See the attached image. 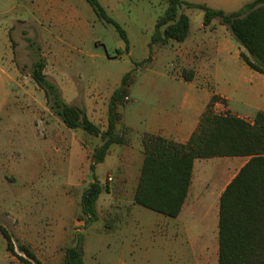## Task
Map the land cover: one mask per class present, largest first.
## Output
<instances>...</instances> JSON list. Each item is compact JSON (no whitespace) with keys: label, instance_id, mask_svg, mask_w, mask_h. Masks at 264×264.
<instances>
[{"label":"rangeland","instance_id":"1","mask_svg":"<svg viewBox=\"0 0 264 264\" xmlns=\"http://www.w3.org/2000/svg\"><path fill=\"white\" fill-rule=\"evenodd\" d=\"M100 1L127 31L129 50L115 25L99 18L87 0H0V223L15 239L31 245L45 264H63L66 247L80 236L84 237L86 264H198V255L203 260L200 264H214L212 258L205 259L212 252H201L204 245H210L213 234L202 236L200 244L192 248L186 242V252H163L161 225H152L151 218L166 215L141 205L134 220L124 221L129 216L124 209L122 223L107 228L106 222L115 215L113 202L119 196L115 177L114 181L107 178L114 167L113 157L91 168L92 151L102 138L66 126L31 77V70L42 51L45 72L61 88L65 101L82 107L105 130L111 95L127 72L134 74L131 91L145 104L148 89L158 84V88L172 89L183 69L195 71L192 64H183L179 51L191 54L193 46L203 41L201 35L210 41L208 32L221 21L216 18L204 28V11L187 9L189 45L155 43L152 59L141 63L150 56L155 23L168 0ZM187 1L230 13L252 0ZM190 56L188 61H194ZM198 81L205 80L199 77ZM238 84L232 87L234 109L255 113L258 105L264 106V87L256 98L249 96L252 108H247L243 102L247 76ZM181 88L190 85L182 81ZM133 104L131 99L119 106L127 121L136 117ZM123 126L120 120L118 127ZM95 178L111 192L101 193L97 202L100 217L89 223L87 217L81 218V197ZM141 216H146L145 220ZM197 223L198 229L205 230L200 220ZM0 264H23L7 250L1 232Z\"/></svg>","mask_w":264,"mask_h":264},{"label":"trees","instance_id":"2","mask_svg":"<svg viewBox=\"0 0 264 264\" xmlns=\"http://www.w3.org/2000/svg\"><path fill=\"white\" fill-rule=\"evenodd\" d=\"M99 18L112 23L120 31L129 50L127 31L111 17L100 0H87ZM204 11L203 25L219 18L234 38L245 47L243 60L253 69L264 74V0H252L240 9L227 13L205 3L187 0H168V6L155 23L150 42V56L155 43L167 45L172 41L182 42L190 32V17L187 9ZM33 47L35 42L27 38ZM41 51V48H37ZM46 59L41 53L32 63L31 77L44 90L47 102L66 126L81 128L91 135L100 136L102 143L92 151L91 168L104 162L114 144L131 141L129 128L117 129L122 118L119 106L124 104L135 81L132 71L127 72L121 85L116 88L108 104V125L105 130L95 124L85 110L69 104L62 90L45 72ZM185 80H192L193 69H183ZM222 99L214 94L203 113L197 129L186 143H180L161 135L145 132L142 146L145 160L134 195V204L149 208L163 215L176 217L180 214L193 176L194 162L198 158L216 156H250L221 197L220 236L218 264H264V111L258 110L253 121L231 112L216 113L214 103ZM225 101V99H222ZM105 187L97 178L84 190L81 197V218L89 223L100 214L97 202ZM114 208V204L112 205ZM118 216L106 222L107 228L114 227ZM0 232L7 241V250L23 264H45L31 245L15 239L9 229L0 223ZM84 237L66 247L63 264H86L84 259Z\"/></svg>","mask_w":264,"mask_h":264},{"label":"crops","instance_id":"3","mask_svg":"<svg viewBox=\"0 0 264 264\" xmlns=\"http://www.w3.org/2000/svg\"><path fill=\"white\" fill-rule=\"evenodd\" d=\"M208 33L212 39L204 41L205 35H201L200 39L203 41L193 46L194 50L191 54L186 50L179 51V58L183 64L194 66L195 75L192 80H185L180 74L175 78L176 84H172V89L158 88L160 84L153 86L147 90L149 98L145 100V104H143L144 100L130 89L129 100L134 101L133 108L137 109L136 117L127 121L122 114L121 120L124 122L123 127L130 130L131 141L128 144H114L107 155L113 157L114 166L107 176L112 175L113 181L115 177L119 194L117 202H113L114 216H118V223L122 221L121 214L124 209L128 211L127 215L129 214L127 216L129 219L126 218L124 221L128 222L135 218L138 204L133 203L134 195L145 160L142 146L143 133L149 132L186 143L197 129L214 94L225 99V101L219 99L214 103L213 110L216 113L229 111L250 121H253L257 113L249 110L240 111L231 106V101L234 99L232 87L237 88L238 81L247 76L249 85L244 91L243 102L247 108H252L250 97L254 99L260 94V89L264 87V74L251 68L243 60L241 52L246 49L234 38L226 25L221 23ZM188 39L182 41L183 47L189 45ZM189 55L194 61H188ZM199 77H203L205 81L200 83ZM182 81L188 82L190 88H181ZM139 105L143 106L137 108ZM257 109L264 111V106L258 105ZM119 122L117 129H121L118 127ZM249 158L250 156L246 155L216 156L195 160L188 196L180 214L176 217L151 218L152 225L157 228L161 225L160 232L166 247L163 252H186L184 245L186 242L192 248L200 244L202 236L213 234L210 245H204L201 252H212L207 253L205 259L212 258L213 263L218 264L221 197ZM145 217L141 216L142 220H145ZM199 220L204 224L205 230L196 227ZM170 255L171 253H169L171 259ZM198 257L200 264L202 257L201 255Z\"/></svg>","mask_w":264,"mask_h":264},{"label":"built area","instance_id":"4","mask_svg":"<svg viewBox=\"0 0 264 264\" xmlns=\"http://www.w3.org/2000/svg\"><path fill=\"white\" fill-rule=\"evenodd\" d=\"M126 99H127V100H129V99H130V97H129V96H127V97H126ZM107 178H108V180H109V181L113 180V177H112V175H109Z\"/></svg>","mask_w":264,"mask_h":264}]
</instances>
